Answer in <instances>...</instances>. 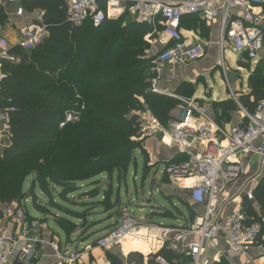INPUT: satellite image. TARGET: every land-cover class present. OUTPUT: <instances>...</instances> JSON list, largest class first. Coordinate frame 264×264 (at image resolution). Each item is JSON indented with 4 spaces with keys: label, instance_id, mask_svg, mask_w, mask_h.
Here are the masks:
<instances>
[{
    "label": "trees",
    "instance_id": "obj_1",
    "mask_svg": "<svg viewBox=\"0 0 264 264\" xmlns=\"http://www.w3.org/2000/svg\"><path fill=\"white\" fill-rule=\"evenodd\" d=\"M21 4L26 11H43L47 34L34 49L13 47L10 53L15 59L1 62L0 108L11 109L9 134L0 145V204L21 201V195L29 198L23 192L29 177L30 192L55 184L56 194L67 199L81 189L78 182L102 173H124L135 162V150L146 153L137 131L138 113L148 108L165 124L180 103L151 90L152 63L144 41L151 31L147 23L123 11L98 26L89 20L73 26L67 21L64 0H22ZM263 90L264 81L256 78L250 91L239 97L248 112L262 102ZM220 106L222 110L236 107L227 100ZM67 115L71 120L66 122ZM93 192H80L77 197H91ZM253 198L255 205L243 202L242 212L247 223L260 224L257 240L264 243V177ZM59 225L69 231L75 228L67 217ZM143 236L135 240L148 251L155 236ZM156 254L189 264L185 253L167 247ZM109 258L112 264H121L117 257ZM216 264L229 262L221 258Z\"/></svg>",
    "mask_w": 264,
    "mask_h": 264
},
{
    "label": "built area",
    "instance_id": "obj_2",
    "mask_svg": "<svg viewBox=\"0 0 264 264\" xmlns=\"http://www.w3.org/2000/svg\"><path fill=\"white\" fill-rule=\"evenodd\" d=\"M22 0H0V11L10 5L13 13L22 16ZM67 21L79 26L90 21L93 26L100 25L114 12L130 10L139 22L154 24L157 19L164 30L174 40L161 50L155 61L154 71L160 72L165 64L179 65L195 61L204 55V47L196 41L182 40L178 33L179 21L185 14H198L205 22L219 21V45L230 47L235 53L248 61L257 62L264 57V0H180L167 3L160 0H64ZM4 25H0V79L1 62L14 60L10 53L13 47L25 50L34 49L47 34L43 21V11L39 10L36 20L18 28V39L11 42L1 34ZM264 73V72H263ZM155 80L151 79V90L156 91ZM184 111L179 118L168 120L165 124L158 120H138L140 138L162 135L181 152L185 159L179 164L168 165L177 178L191 177L194 181L188 187L191 202L204 205L203 213L187 225L159 228L160 248L168 243L171 250L180 251L190 256L191 264H207L205 253L210 245L223 241L227 251L237 255H246L256 248L258 254L264 255V243L257 237L260 231L258 222L247 223V217L241 210L227 212L223 204L234 200L231 194L225 195L227 184L243 171L240 158L253 153L260 160L259 173H264V105L259 103L255 111L244 112L245 121L239 125L222 127L207 119L200 122L203 113L193 99H182ZM11 109V108H9ZM8 108H0V145L9 134ZM67 115L65 121H70ZM61 123L60 125H63ZM196 144L201 145L199 153H192ZM222 199H219V196ZM247 200H253V191L244 194ZM0 214L12 224H20L21 232L14 236L10 233L0 234V264H33L34 246L41 240L39 224L26 218L24 208L9 204H0ZM264 224V217L261 218ZM151 225L142 224L127 212L122 215L120 223L109 233L88 244L84 250L93 247L112 248L126 236L145 239L139 235L144 229L149 231ZM22 242L23 246L17 247ZM55 250L57 245L49 243ZM68 251L60 254L66 264H76L83 256V250ZM153 264H174L164 256H152Z\"/></svg>",
    "mask_w": 264,
    "mask_h": 264
},
{
    "label": "crops",
    "instance_id": "obj_3",
    "mask_svg": "<svg viewBox=\"0 0 264 264\" xmlns=\"http://www.w3.org/2000/svg\"><path fill=\"white\" fill-rule=\"evenodd\" d=\"M160 1L175 3L180 0ZM13 11L14 7L11 5L7 9L0 11V18L5 21L1 34L6 35L11 42H16L19 37L18 28L24 24L33 23L39 10H24L22 16H16ZM123 11H127L131 19L137 21L136 16L130 10L125 9ZM123 11H112L110 17H116ZM147 24L151 26V31L144 36V41L147 44L146 55L151 58L152 63L150 82L151 79H156V91L153 92L172 96L180 100V103L171 110V116L179 118L182 115L185 108L182 99H193L203 113V116L198 119L201 123L206 119L222 127L243 123L245 121L244 112L247 110L240 103L239 97L246 95L250 91L252 80L257 78L264 81V57L257 62L248 61L242 55L235 53L230 47L224 46L221 48L219 45L218 19L205 22L198 14H185L179 21L178 33L182 40L201 43L205 50L204 55L188 63L179 65L165 64L160 72H156L154 67L158 53L171 45L174 40L164 30L160 19H157L154 24ZM158 25L160 26L159 29L157 28ZM230 59L234 61L233 65H230ZM228 76L232 78V81L235 79L232 84L234 87H231ZM243 76L244 79L242 78ZM252 99L251 97L250 100ZM226 100L233 101L236 107L222 110L220 103ZM260 103L264 105V99ZM141 112L142 114L138 113L139 119L145 121L157 120L148 108ZM143 145L144 149L148 150V153L152 152L162 163L175 161V159L179 160L178 162L180 163L186 157L183 152L172 144L168 136L147 137L143 140ZM201 148L200 144H196L192 153H199ZM240 163L243 166L242 173L236 179L231 180L225 190V195L228 193L234 198V200H229L223 204L224 210L227 212L242 211L243 202H249L244 196L245 191L248 189L253 191L260 179L264 177L263 172L259 173L260 160L258 155L247 153L240 158ZM101 175L99 174L91 180L84 181L79 186L81 189L77 191V194L80 192L87 193L88 191L94 192L91 197L87 195L84 198H78L80 200L85 199L82 205L77 203L81 205L79 208H69L75 215H78L75 217L76 221L72 216V218L67 216L75 225V228L70 231L64 230L59 223L48 219L47 215L40 214L41 217H39L30 214L26 207L27 200L24 201L22 199L21 201L11 202L12 205L25 209L27 220H33L39 224L41 240H47L35 244L33 264H66L60 258V254L68 251L65 253L68 256L70 252L76 250H83V256L76 264H112L110 256L117 257L121 264H153L152 256L161 249L159 228L157 227L190 224L204 211V205L191 202L188 196V187L194 181L191 177L178 179V184L164 185L160 183L159 187L151 185V198H144V205H140L142 207L138 206L137 213L133 214L130 212L132 209L129 208L131 204L122 202L123 195L120 193V185L114 183V185L107 187L108 185L101 182ZM30 182L31 179H25L24 190H27ZM182 189L186 191V199L184 201L180 195ZM155 194H158L162 199L157 201ZM220 197H223V195L219 196V199H222ZM132 201L134 202V200ZM250 202L255 205L252 200ZM32 206L34 208L33 203ZM124 211L142 224L151 225L149 233L153 231L151 234H154L155 242L151 244L149 250H143L141 241L135 240L134 236L129 235L112 248L93 247L85 251L84 247L86 245L94 243L97 238L109 233L118 226ZM50 221L54 223L62 237L54 231ZM3 232L17 236L21 232V225L12 224L0 214V234ZM144 235L146 234L144 233ZM50 242L57 245V250L49 244ZM168 243L163 247L170 249ZM16 246L21 247L23 243L19 242ZM174 252L183 253L175 250ZM186 256L189 257V264H191L190 256ZM231 257H238L240 261L241 259L245 260L252 257L256 264H264V255L258 254L256 248L251 249L246 255H237L228 252L226 245L220 240L217 241V244L210 245L205 253L207 264H216L221 258L232 264ZM172 260L174 263L183 264L178 257L172 258ZM2 264L8 263L6 261Z\"/></svg>",
    "mask_w": 264,
    "mask_h": 264
},
{
    "label": "rangeland",
    "instance_id": "obj_4",
    "mask_svg": "<svg viewBox=\"0 0 264 264\" xmlns=\"http://www.w3.org/2000/svg\"><path fill=\"white\" fill-rule=\"evenodd\" d=\"M4 23H5L4 19H1L0 25H4ZM225 58L227 59L226 55H225ZM229 63L230 65H233L234 61L230 59ZM244 76L246 77V75ZM244 76L242 77L243 79H244ZM228 80H229V83L231 84V87H234V85L232 84L235 79L232 81V78L228 76ZM139 114H142V112L140 111ZM140 139H145V138H140ZM147 151L148 150H145L146 153H141L140 151L135 150L132 153L135 162L131 161L124 173L121 172L117 174L114 171L110 176H107L105 173H102V175L100 176L101 182L103 184L108 185L107 187H110L109 185H114V183H118L120 185V193L121 195H123L122 202L124 204L125 203L131 204L129 208L132 209L130 212H132L133 214L137 213L138 206L144 205V198L146 199L151 198L150 196V193H151L150 186L151 185H155L156 187H159L160 183L164 185L178 184L179 183L178 179H180V178L174 177L172 171L168 170V165L179 164L178 162L179 160L175 159V161H170L168 163H162L161 161H159L157 157L154 156L152 152L148 153ZM29 179L33 180L30 177ZM81 183L82 182H78L76 183V185L80 186ZM123 184H125L126 186L125 185L122 186ZM58 189H59V186H56L55 184H51V187H48L45 190H42L38 186L35 187L34 193L30 192L29 188H27V190H23L26 197L29 196V198L24 199V201L27 200L26 207H27L28 212H30V214L34 216H39V217H41V215H47L48 219L53 220L56 223H61V219L64 216L66 217L72 216L74 220L76 221L75 213L71 211L69 208L71 209H73V207L79 208L85 202L84 201L85 199L84 200L78 199L77 197L78 190L76 192H73L72 194H69V196L67 195V199H61L56 194ZM180 195L184 201V199H186L185 189H182L180 191ZM155 198L157 201L162 199L158 194H155ZM132 200H134V202L136 203H134ZM32 203H34V208L38 213L34 210ZM122 213L124 214L125 211ZM50 224L52 225V228L54 229V231L59 233V235L61 236V233L56 228L54 223L50 221ZM238 259H239L238 257L230 258V260L232 261V264H254L255 263L254 258L252 257L246 258L245 260L241 259V261Z\"/></svg>",
    "mask_w": 264,
    "mask_h": 264
},
{
    "label": "bare ground",
    "instance_id": "obj_5",
    "mask_svg": "<svg viewBox=\"0 0 264 264\" xmlns=\"http://www.w3.org/2000/svg\"><path fill=\"white\" fill-rule=\"evenodd\" d=\"M153 232V231H152ZM152 232H150V233H152ZM144 233L145 234H149V231H146V230H144V229H141L140 231H139V235H144Z\"/></svg>",
    "mask_w": 264,
    "mask_h": 264
},
{
    "label": "water",
    "instance_id": "obj_6",
    "mask_svg": "<svg viewBox=\"0 0 264 264\" xmlns=\"http://www.w3.org/2000/svg\"><path fill=\"white\" fill-rule=\"evenodd\" d=\"M24 198V195H21L20 199H23Z\"/></svg>",
    "mask_w": 264,
    "mask_h": 264
}]
</instances>
